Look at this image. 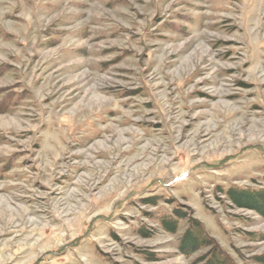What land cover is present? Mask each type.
<instances>
[{
	"label": "rangeland",
	"instance_id": "374dc122",
	"mask_svg": "<svg viewBox=\"0 0 264 264\" xmlns=\"http://www.w3.org/2000/svg\"><path fill=\"white\" fill-rule=\"evenodd\" d=\"M0 264H264V0H0Z\"/></svg>",
	"mask_w": 264,
	"mask_h": 264
}]
</instances>
